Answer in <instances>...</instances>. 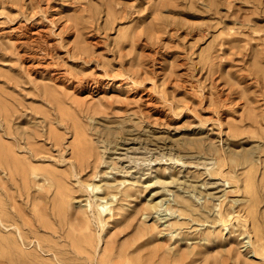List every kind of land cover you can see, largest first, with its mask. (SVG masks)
<instances>
[{
	"label": "rangeland",
	"instance_id": "rangeland-1",
	"mask_svg": "<svg viewBox=\"0 0 264 264\" xmlns=\"http://www.w3.org/2000/svg\"><path fill=\"white\" fill-rule=\"evenodd\" d=\"M0 149V264H264V0H0Z\"/></svg>",
	"mask_w": 264,
	"mask_h": 264
},
{
	"label": "bare ground",
	"instance_id": "bare-ground-1",
	"mask_svg": "<svg viewBox=\"0 0 264 264\" xmlns=\"http://www.w3.org/2000/svg\"><path fill=\"white\" fill-rule=\"evenodd\" d=\"M24 141H25L26 144L28 143L26 141V139H24ZM11 147H12L11 145H7L6 148L9 149ZM21 147L25 148V149H28L29 151H32V148L30 146H21ZM11 149H13V148H11ZM12 151L15 152L14 149ZM0 153L4 154V156H5V157H1L0 158V165H2L4 167V170L6 172H10V171H13V169H15L18 172V176H11V180L12 181L15 182L16 180L20 179L22 181V184L25 185L26 181H31L32 179H33L32 181H34L35 177L38 176L39 172L29 171V170L26 169V167L23 166L22 161H25L26 157L25 158H21L19 155L13 154V152H7L5 149H2V150L0 149ZM243 162H244L243 160H237V161L229 160L228 161L226 155L222 154V163L218 167L220 168V170H222V167H223V178H222L223 184H225V183L229 184L230 183V181L233 179V177L236 176V172L238 171V169H242L243 168V166H242ZM225 170H227V172L229 174H225L224 173ZM75 173L76 174L78 173L76 169H75ZM9 174H11V172ZM32 174L35 175V176H31ZM43 181L44 182L45 181L48 182V184H46L47 186L52 185L51 179L46 177V176L43 178ZM43 185L44 184H40V186H43ZM119 186H120V183L118 185H108V184L102 185V184L98 183V184H92L91 187H90L92 192L95 193V198L96 199L107 197L108 198L107 200L109 202H112V201L115 202L113 206H111V205L106 206L105 203H107V201H104V203H102L101 210L109 212V217L110 218H113L115 215H117V213H119V210H117L118 202L120 204V201H118L119 197H120V199H122L123 197L124 198L127 197L128 196L127 190H128L129 187H131L130 184L129 185H124L121 188H119ZM113 189L118 190L117 193L113 192L112 191ZM118 193H119V196L117 198L116 196H117ZM5 204L6 203L1 202V200H0V221L2 223L8 222V225L13 226L14 231L17 232L18 236L23 237L25 235L26 231H23V229H22L23 227H21V225L19 224V219L23 218L22 215L21 214H17V216H15L14 213L6 210V205ZM67 206H68V209H70L71 205L68 204ZM90 206H91V203L87 202V203L84 204V207L80 209L81 210V216H82L81 219H79L78 215H76L74 217V219L78 220L77 225L79 226V229L82 230V231L83 230L86 231V229L88 227H90V225L92 224V223H90L91 222V220H90V210H88V208ZM56 211H58V214H59L61 212L60 211V207L59 208L56 207ZM102 211L99 210L98 211V215ZM115 211H116V213H115ZM13 212H16V210L13 211ZM216 212L218 213V218H217L218 222L221 221L222 223H224V221H226V217L229 214L225 213V219H224V215L222 214L223 212H222V210L220 208ZM16 213H18V212H16ZM144 213H146V212L144 211ZM37 217H38V219L36 221L38 223H40L41 226L46 227L48 223L46 221L42 220L41 215H39ZM60 217H62V216H60ZM71 217H72V214H69V213H65L64 214V220L67 221V222L70 221ZM22 224L28 226L27 227V231H31V232L35 233L34 237H35V241L37 242L36 245L40 246L41 245V241H42V236H40V235L38 236L36 231L33 230L32 220H29V219L23 220L22 219ZM224 224L226 226V223H224ZM52 234L54 235L55 233L52 232ZM32 235H34V234H32ZM248 238H249L248 242L251 243V247H252L251 251H253L254 256L257 255L256 253L262 252L263 257H264V241L262 240V238L261 237L260 238H256L255 237L253 239V241L250 240V237H248ZM104 239H105V236L102 233H99V235L97 236V244H99ZM256 257H259V256H256ZM57 262H58V264H64V262L62 260H58ZM108 264H130V263H129L128 259H126V260H121L120 259L119 261L109 262Z\"/></svg>",
	"mask_w": 264,
	"mask_h": 264
}]
</instances>
